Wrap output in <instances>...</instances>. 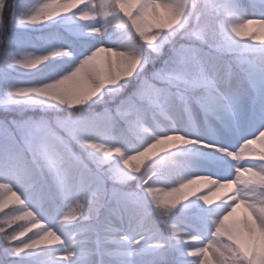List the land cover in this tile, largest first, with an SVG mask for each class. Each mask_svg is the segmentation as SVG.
Returning a JSON list of instances; mask_svg holds the SVG:
<instances>
[{
    "label": "snow or ice",
    "instance_id": "obj_1",
    "mask_svg": "<svg viewBox=\"0 0 264 264\" xmlns=\"http://www.w3.org/2000/svg\"><path fill=\"white\" fill-rule=\"evenodd\" d=\"M0 264H264V0H0Z\"/></svg>",
    "mask_w": 264,
    "mask_h": 264
}]
</instances>
